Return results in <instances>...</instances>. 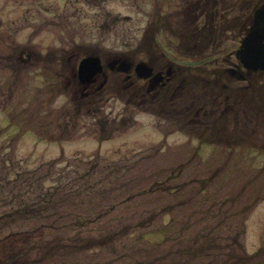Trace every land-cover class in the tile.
Masks as SVG:
<instances>
[{
	"label": "rangeland",
	"instance_id": "374dc122",
	"mask_svg": "<svg viewBox=\"0 0 264 264\" xmlns=\"http://www.w3.org/2000/svg\"><path fill=\"white\" fill-rule=\"evenodd\" d=\"M183 3L0 0V211L15 205L9 202L13 193L28 189V181H22V185L9 183L17 171L56 158L97 154L101 165L125 166L123 174L106 185L107 191L91 201L104 205L126 200L105 219L91 224L97 235L117 232L103 247L106 255L99 251L96 257L80 255L81 260L103 261L110 253L122 255L126 261L147 260L151 252L191 247L194 255L200 256L190 264H264V114L260 113L256 122L253 109L254 97L264 102V74L256 75L259 80L255 93L240 90V95H246L236 96L235 108L225 110L227 117L222 126L226 134L222 136L243 142L233 149L219 143H200L196 135V128L208 116L215 117L224 103L234 100L225 102L221 89L202 90L206 91L204 115L200 104L203 100H193L195 94L202 95L197 88L188 85L159 102L149 94L134 96L131 88L135 86L129 84L124 96L103 89L99 103L94 97L84 99L86 103L79 115H62L74 108L76 100L82 102L81 93L73 96L79 85L67 86L62 75L67 80L69 68L87 54H98L103 63L132 54V59L148 62L156 57V61H151L156 68L164 67L165 61L174 69L189 63V67L200 66L208 72L226 67L222 57L237 46L239 37H235V32L228 33L229 37L219 43L193 51L181 47L168 31L153 37L146 31L148 23L157 18L153 14L173 11ZM217 21L222 24L226 19L219 16ZM143 34L152 41L138 47ZM132 79L140 85L141 81ZM121 82L127 84L129 80ZM223 82L229 86L245 84L225 74L218 83ZM59 84L62 93L51 90ZM241 101H246V105ZM100 120H107L113 128L125 123L129 126L114 130L99 141ZM152 181H162L160 188L168 190L159 188L148 193ZM131 195L135 196L128 200ZM87 201L90 200H83L84 207ZM152 210L157 213L151 218L153 222L136 226L140 219H149ZM169 221L172 225L167 229L174 239L150 252L148 244H155L166 235L163 226ZM126 224L130 228L119 232ZM35 226L29 223L24 228ZM31 235L38 238L50 233L40 229ZM21 242L16 240V248ZM4 253L8 255L0 249V256Z\"/></svg>",
	"mask_w": 264,
	"mask_h": 264
},
{
	"label": "trees",
	"instance_id": "16d2710c",
	"mask_svg": "<svg viewBox=\"0 0 264 264\" xmlns=\"http://www.w3.org/2000/svg\"><path fill=\"white\" fill-rule=\"evenodd\" d=\"M198 35H200L198 33ZM141 47V46H138ZM190 50H198L200 47H185ZM134 57V54L130 55ZM42 58V57H40ZM189 64L180 65L175 70L176 88L171 89L161 88L160 91L154 95H150L153 101H159L160 98L167 96H173V93L186 89L189 87L197 88L199 90L209 89L210 92L220 89V84L215 79L218 78L220 71L214 70L208 72L203 70L200 66L190 68ZM60 69L62 66L60 65ZM206 72L208 74H206ZM64 81L66 79L65 75ZM211 76V77H210ZM72 77V70L69 68V76ZM259 80V77L258 79ZM256 82L247 87L235 90L234 93L230 94V98H234L230 102L231 106L226 108L228 112L234 109V103H236V96H245V93L240 92L248 91L247 93H255L257 87ZM64 81H61L64 83ZM61 85L58 88L51 87V90H58L60 92ZM261 86V85H260ZM64 87V86H63ZM103 89L107 92H117L121 96H124L123 91L129 89L128 86L124 85L119 79L113 75L109 83H106L100 90L87 97H79L81 101L76 100L74 108L71 111L62 112V115L73 117L80 114V109L85 106L86 100H91L94 97L96 103L102 100ZM241 90V91H240ZM134 96L137 95L136 90L131 88ZM206 91L202 95H194L193 100L198 103L203 100L201 114L206 113L204 106L206 99ZM220 91V90H219ZM209 92V91H208ZM62 93V92H60ZM128 93V92H127ZM58 94V93H57ZM228 94V92H227ZM217 96V95H216ZM128 97V96H127ZM129 98V97H128ZM85 99V101H84ZM130 99V98H129ZM151 101V100H149ZM243 105H246V101H241ZM214 106L212 102L211 107ZM97 107V106H96ZM99 110V108H97ZM254 117L255 121L259 117L260 113L264 114V102H261L259 97H254ZM227 113L220 111L215 117L208 116L210 120L202 122L203 129L200 131V127L196 128V135L200 143H219L227 148L235 147L240 142H233L230 138H224L222 134H226L225 127L222 126V121L226 119ZM126 121V120H125ZM255 122V123H256ZM100 128L98 129V140H104L110 136L114 130L129 126L125 123L122 126L113 128V125H108L107 120H100ZM257 124V123H256ZM234 136L232 138L234 139ZM243 142L240 144L242 145ZM122 163V162H121ZM121 164L115 166L114 164L101 165L100 157L96 154L91 157H79L74 155L72 158H56L46 162H42L32 169H21L17 171L14 179L10 180L9 183L19 182L22 185V181H28V189L24 192L19 190L13 193L9 202H15V205L9 210L0 211V249L6 252L8 255L2 254L0 256V264H190L192 260L198 259L200 254L194 255L195 250H191V247H179L174 250H164L160 253H152L151 251L161 244L174 239L171 237V231L167 228L172 225V221L165 223L163 228L166 229L163 232L166 235L155 244H148V250L151 255L147 260L132 259L122 260V255H111L107 260H96L94 263L85 262L81 260L80 255H91L96 257L99 253L106 254L103 251V247L108 241L117 234L116 231L108 232L105 234H94L92 223H99L102 219L111 212L117 204L123 203L126 199H122L120 203H111L101 205L98 200L91 201L93 198L106 192V185L111 181L112 178L123 174L121 170L124 168ZM262 171V168H260ZM25 177L21 179L23 176ZM169 178V176L165 179ZM21 180V181H20ZM163 185L162 181H152V184L147 190L148 193H152ZM1 187V185H0ZM4 187L3 190H5ZM162 188V187H161ZM162 191L168 190L163 187ZM142 192V193H147ZM29 193V194H28ZM135 195L127 197V199L134 198ZM89 199V203L86 207L83 206V200ZM128 199V200H129ZM77 206L74 210L69 208ZM167 208L162 213L168 211ZM157 213L150 212L149 219H143L137 222L136 226L144 227L148 226L149 223L153 222L152 216ZM52 217L53 219H48ZM29 223H34L36 226L33 228H24ZM20 225V226H19ZM24 228V229H22ZM128 225H124L119 232H125L129 229ZM40 229L47 230L50 235H41V237H32V232H37ZM161 233L159 229L156 230ZM179 232H182V227ZM53 233V234H52ZM35 238V239H34ZM16 240H21V244H17ZM155 247V248H153ZM150 248V249H149ZM102 250V251H101ZM34 253V254H33ZM5 255V256H4ZM207 255V254H206ZM235 258V254L233 253ZM237 260V259H236ZM98 261V262H97Z\"/></svg>",
	"mask_w": 264,
	"mask_h": 264
},
{
	"label": "flooded vegetation",
	"instance_id": "af4514ba",
	"mask_svg": "<svg viewBox=\"0 0 264 264\" xmlns=\"http://www.w3.org/2000/svg\"><path fill=\"white\" fill-rule=\"evenodd\" d=\"M152 1V0H151ZM158 3L159 0H153ZM173 1V0H169ZM183 6L181 8L173 9V11H167L162 14L160 11L153 14L157 18L149 26L145 27L146 31L150 35L158 32H170L175 38L178 39V43L181 47H207L216 42H221L223 37L227 39L228 33H237L238 44L231 50L230 53H226L222 58L226 67L229 69H222L223 73L229 78L231 77H242L245 82L243 85L229 86V84L222 83V91L227 90L228 94L224 95L225 102L230 99V94L234 93L235 90L241 88H247L252 85V81L256 82L255 74L257 72L252 70L242 69V64L240 59L236 56L235 50L238 47L241 38L249 30V28L254 23V13L255 11L264 4V0H183ZM237 10V12H234ZM220 17L225 18V23H218L217 19ZM230 16V17H229ZM203 20L200 23V20ZM221 25V26H220ZM144 29V31H145ZM198 33L200 35H198ZM152 40L142 36V40L139 46H144L146 43ZM153 47L154 44L152 45ZM232 57V58H231ZM157 58L153 57L148 64L152 65L151 76L146 78H140L134 69V64L136 61L134 59L130 60L132 63L131 68L127 71L128 73H123L118 67H123L125 63H121L122 59L114 57L108 61L102 63L103 70L99 74H95L90 80H80L76 75L75 71L72 72L73 84L79 85L78 89H75L74 93H81V97H87L90 94L95 93L100 90L104 83L111 80L112 74L116 73L118 76L123 73L122 80H129V85L136 86L137 94L142 96L146 94L156 95L160 90H154L157 87L171 89L176 88L175 70L177 68H172L170 62L165 61V66H160L156 68L152 62L156 61ZM152 61V62H151ZM238 65V66H236ZM160 72V76L156 80L150 82L152 76ZM141 81L140 85L135 84V81ZM109 79V80H108ZM216 81L219 79L216 78ZM79 90V91H78ZM218 96V95H217ZM232 102V101H231ZM225 107L221 111L226 110L228 106H231L229 102H226Z\"/></svg>",
	"mask_w": 264,
	"mask_h": 264
},
{
	"label": "water",
	"instance_id": "95a60500",
	"mask_svg": "<svg viewBox=\"0 0 264 264\" xmlns=\"http://www.w3.org/2000/svg\"><path fill=\"white\" fill-rule=\"evenodd\" d=\"M235 54L247 70H264V4L255 11L254 23L242 38ZM121 63L125 64L118 67L119 70L127 71L131 67L126 59H122ZM101 69L100 58L97 55H88L79 61L77 74L80 80H90ZM135 71L137 75L147 77L151 74L152 67L140 61L136 63ZM159 74L160 72L152 76L150 82L156 80Z\"/></svg>",
	"mask_w": 264,
	"mask_h": 264
}]
</instances>
